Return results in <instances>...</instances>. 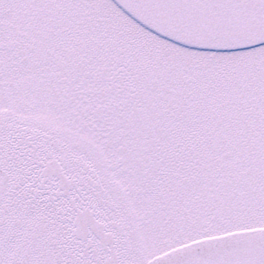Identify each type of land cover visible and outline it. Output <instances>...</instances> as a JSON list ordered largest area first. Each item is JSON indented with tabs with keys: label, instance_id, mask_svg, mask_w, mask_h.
<instances>
[{
	"label": "snow or ice",
	"instance_id": "obj_1",
	"mask_svg": "<svg viewBox=\"0 0 264 264\" xmlns=\"http://www.w3.org/2000/svg\"><path fill=\"white\" fill-rule=\"evenodd\" d=\"M0 264H264V0H0Z\"/></svg>",
	"mask_w": 264,
	"mask_h": 264
}]
</instances>
